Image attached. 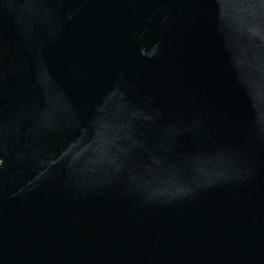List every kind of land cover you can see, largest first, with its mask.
<instances>
[{"label":"water","instance_id":"1","mask_svg":"<svg viewBox=\"0 0 264 264\" xmlns=\"http://www.w3.org/2000/svg\"><path fill=\"white\" fill-rule=\"evenodd\" d=\"M0 264H264V0H0Z\"/></svg>","mask_w":264,"mask_h":264}]
</instances>
